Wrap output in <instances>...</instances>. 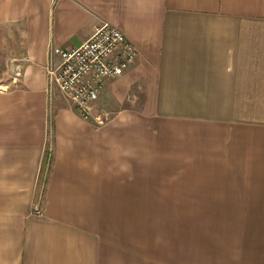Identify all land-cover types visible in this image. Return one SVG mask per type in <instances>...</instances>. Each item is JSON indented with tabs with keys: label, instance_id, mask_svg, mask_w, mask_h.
I'll use <instances>...</instances> for the list:
<instances>
[{
	"label": "crops",
	"instance_id": "obj_1",
	"mask_svg": "<svg viewBox=\"0 0 264 264\" xmlns=\"http://www.w3.org/2000/svg\"><path fill=\"white\" fill-rule=\"evenodd\" d=\"M103 24L97 127L48 72ZM0 264H264V0H0Z\"/></svg>",
	"mask_w": 264,
	"mask_h": 264
},
{
	"label": "built area",
	"instance_id": "obj_2",
	"mask_svg": "<svg viewBox=\"0 0 264 264\" xmlns=\"http://www.w3.org/2000/svg\"><path fill=\"white\" fill-rule=\"evenodd\" d=\"M136 49L124 33L109 24L94 28L88 40L60 53V63L49 71L50 81L75 107L83 121L97 127L106 125L110 116L97 109V101L111 79L123 75L136 59ZM20 76L19 69L13 71ZM34 214L39 215L37 206Z\"/></svg>",
	"mask_w": 264,
	"mask_h": 264
},
{
	"label": "rangeland",
	"instance_id": "obj_3",
	"mask_svg": "<svg viewBox=\"0 0 264 264\" xmlns=\"http://www.w3.org/2000/svg\"><path fill=\"white\" fill-rule=\"evenodd\" d=\"M8 62V61H7ZM10 65H13L14 64V61H9L8 62ZM12 73H13V71H12Z\"/></svg>",
	"mask_w": 264,
	"mask_h": 264
}]
</instances>
